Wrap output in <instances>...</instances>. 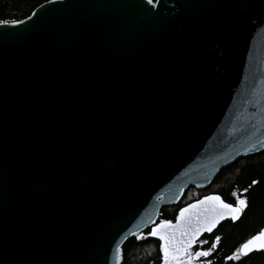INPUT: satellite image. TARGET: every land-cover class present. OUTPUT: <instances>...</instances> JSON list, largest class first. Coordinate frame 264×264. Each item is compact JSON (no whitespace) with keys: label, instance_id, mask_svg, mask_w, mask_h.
<instances>
[{"label":"water","instance_id":"obj_1","mask_svg":"<svg viewBox=\"0 0 264 264\" xmlns=\"http://www.w3.org/2000/svg\"><path fill=\"white\" fill-rule=\"evenodd\" d=\"M154 2L0 24V264H117V243L121 264L162 207L264 151V0ZM209 195L230 203L181 208ZM210 204L168 220L178 245Z\"/></svg>","mask_w":264,"mask_h":264},{"label":"trees","instance_id":"obj_2","mask_svg":"<svg viewBox=\"0 0 264 264\" xmlns=\"http://www.w3.org/2000/svg\"><path fill=\"white\" fill-rule=\"evenodd\" d=\"M45 1L48 0H0V20L21 21ZM252 180L258 183L247 192H243ZM233 191L248 198V207L239 220L228 219L215 232L203 236L202 240L208 241L209 248L215 237H220L210 256L211 264H264V252H254L238 261L225 259L264 226V151L239 158L232 165L223 168L206 189H197L193 186L187 188L179 204L162 207L160 219H174L182 206L209 193H218L227 202L234 204L235 197L231 195ZM148 231L149 229L145 230L146 233ZM158 244L159 242L151 237L139 240L136 236L129 238L122 247L121 264H160Z\"/></svg>","mask_w":264,"mask_h":264},{"label":"snow or ice","instance_id":"obj_3","mask_svg":"<svg viewBox=\"0 0 264 264\" xmlns=\"http://www.w3.org/2000/svg\"><path fill=\"white\" fill-rule=\"evenodd\" d=\"M148 5L155 7L154 0H146ZM13 25L20 23L18 20H0V24ZM258 181L252 180L248 188L243 189V192H247L253 185H256ZM235 197V203H226L217 195H209L204 197L203 200L197 201L196 204L188 205L187 208L180 209L179 220L184 216L185 213L189 212L190 209L197 207V205H203L211 202L210 207L207 209V214L205 216L204 222H198L195 227L191 229L190 233H187V240L179 242L175 240L174 236L168 233V229L172 227L171 222L168 220H161L159 224L151 229L147 233L148 236L158 237L160 240L159 249L162 255L163 264H192V261L198 257H208L209 254L215 249L216 242L220 240V237H215L212 242L211 248L207 250H197L194 254L190 251L191 246L196 243V238L199 233L203 231L211 232L216 224L225 218H230L232 221H237L241 214L248 207V198L246 196L238 195L237 192L233 191L231 194ZM144 235L136 236V239H143ZM201 243H206L201 241ZM114 259L119 264L121 259V248L120 244L117 243L113 249ZM256 252H264V228H261L254 235H251L243 243L236 248L231 256L225 257V259L230 260H240L242 257H248L249 254ZM201 264H211V261L205 260Z\"/></svg>","mask_w":264,"mask_h":264},{"label":"flooded vegetation","instance_id":"obj_4","mask_svg":"<svg viewBox=\"0 0 264 264\" xmlns=\"http://www.w3.org/2000/svg\"><path fill=\"white\" fill-rule=\"evenodd\" d=\"M175 217H176V216H175ZM174 219H175V218H174ZM174 219H172V220H170V221H173ZM160 220H164V219H160ZM262 227H263V226H262ZM262 227H261V228H262ZM261 228H260V229H261ZM148 232H150V229H149ZM203 236H204V235H203ZM203 236L197 241L196 245H194L193 247H191L190 251H191L193 254H194L197 250H207V249L209 248V247H207V243H208V241H205L206 243H201V241H203V240H202ZM144 237H151V236H148L147 233L145 232ZM151 238H152V237H151ZM157 241H158V240H157ZM158 242H159V241H158ZM158 245H160V242H159ZM159 250H160V249H159ZM212 252H213V251H212ZM212 252L209 254L208 257H198V258L194 259V260L192 261V264H197V263H200V262L205 261V260L211 261V260H210V256H211ZM160 254H161V252H160ZM160 259H161L160 264H162V255L160 256Z\"/></svg>","mask_w":264,"mask_h":264},{"label":"rangeland","instance_id":"obj_5","mask_svg":"<svg viewBox=\"0 0 264 264\" xmlns=\"http://www.w3.org/2000/svg\"><path fill=\"white\" fill-rule=\"evenodd\" d=\"M166 207V206H165ZM144 235L145 234V231H143V232H140V233H137L135 236H140V235ZM197 264H201V262L200 263H197Z\"/></svg>","mask_w":264,"mask_h":264}]
</instances>
